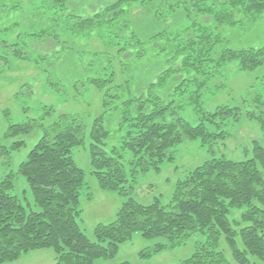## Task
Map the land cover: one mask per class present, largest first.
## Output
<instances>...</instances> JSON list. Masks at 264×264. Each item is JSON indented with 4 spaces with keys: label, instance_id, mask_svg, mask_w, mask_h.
<instances>
[{
    "label": "trees",
    "instance_id": "trees-1",
    "mask_svg": "<svg viewBox=\"0 0 264 264\" xmlns=\"http://www.w3.org/2000/svg\"><path fill=\"white\" fill-rule=\"evenodd\" d=\"M25 4L27 11L19 10L16 2H0V36L16 26L25 28L22 40L0 38V68L12 59H26L45 90H62L56 61L64 51L71 52L76 75L67 85L71 90L95 87L101 110L90 121L71 107L59 111L18 164L16 173L28 182L34 208L26 209L10 192L15 172L0 178V264L44 248L55 253L51 264H99L136 232L168 242L140 251L142 257L195 237V250L180 264H264V79L262 86L247 89L243 111L239 105L203 107L205 89L224 86L228 63L235 60L238 71L264 63V40L241 46L228 43L233 29L239 34L257 26L264 30V0ZM135 6L151 22L142 23ZM177 13L181 23L173 28L167 17ZM146 29L150 31L142 33ZM48 41L54 43L53 51L46 49ZM42 107L46 114L53 111L51 104ZM187 111L196 114V124L185 116ZM243 117L257 123L262 139L239 144L246 157L229 158L224 152ZM30 121L11 124L9 134L28 132ZM86 136L90 171L100 187L125 193L138 173L159 170L187 140L199 139L213 155L178 179L167 203L156 197L141 203L129 196L112 221L94 226L90 239L78 224L84 170L71 154ZM21 144L23 140L15 141L11 148ZM8 152L0 145V156ZM220 237L232 261L216 248Z\"/></svg>",
    "mask_w": 264,
    "mask_h": 264
},
{
    "label": "rangeland",
    "instance_id": "rangeland-1",
    "mask_svg": "<svg viewBox=\"0 0 264 264\" xmlns=\"http://www.w3.org/2000/svg\"><path fill=\"white\" fill-rule=\"evenodd\" d=\"M7 1L18 3L20 5L19 10L24 9L27 11L28 9L25 0ZM133 10L141 15V18H143L142 23H146V20L150 18L138 6H135ZM178 15V13L171 14L167 17V23L171 24L170 26L173 28H175L176 23H181L180 18L177 17ZM147 21V23L151 22L149 19ZM24 30L23 25L16 26V29L2 33L0 38H6L10 41L22 40ZM149 31L150 29L143 30L142 33L147 34ZM230 34L228 43L231 46H241L264 40V30L260 26L242 32V34L233 29ZM53 46L54 43L48 41L46 49L53 51ZM40 47L43 49V46ZM36 48L38 50L39 46ZM80 48L85 47L80 46ZM65 52H63V55H59L60 57L56 61L59 64L56 66L57 70L62 73V76L60 75L62 79L60 88L62 90H45L43 79H37L33 64L27 62L26 59H12L9 64L0 68V145L9 149L7 154L0 156V178L10 171L15 172L12 178L14 187L10 192L16 195L23 204H26V209H29L30 206L35 207L32 191L25 177L16 173V169L18 164L26 158L33 145L44 135L45 129L52 124L56 117L55 114L71 107L70 109L74 111L84 112L86 118L90 121L101 110V94L95 87L89 85L88 90H71L70 86L67 85L69 83L68 78L72 74L76 75V72L75 69L71 68L75 67L73 66V54ZM84 74L87 73H83L81 77ZM225 75L227 77L222 79L224 85L222 88L210 87L205 89L203 94V107L205 110H213L217 105L228 104L231 106L239 105L243 111L245 105L242 99L247 95V89L251 85L262 86L264 63L250 71H238L236 61L233 60L228 63V68L225 67ZM65 86L68 87L63 90ZM45 104L53 106V111H50L49 114L44 113L45 109L42 106ZM185 116L192 124L198 122V118L194 113L187 111ZM27 119H31L30 123L33 126L28 132H20L15 135L9 134L11 124L24 122ZM86 123L89 125L88 120H86ZM232 131L235 139L228 141L229 149L224 152L229 158L246 157L247 153L241 152L242 149H240L239 144L247 143L251 138L262 139L261 129L257 123L246 117H243L240 124L234 127ZM18 140H23V144L19 145L17 149H12V143ZM88 145L89 137L86 136L84 143L75 146L71 150V154L75 162L84 170V183L80 189L77 204L80 209L78 224L90 239L93 238L94 226L97 223L112 221L122 202L129 196L135 197L141 203H150L155 197L159 198L162 203H167L178 179L194 165L213 155L205 146L200 145L199 139L187 140L176 146L174 159L163 162L159 170L150 169L147 172L138 173L135 182H133V188L125 193L100 187L96 177L90 171ZM233 226L235 227L234 224ZM195 239L197 238L187 239L182 245L152 253L149 257H142L139 255L140 251L152 249L159 242H168L162 237L144 238L136 232L133 233L131 239L119 245L112 257L99 259L98 263L180 264L195 250ZM200 239H203V237ZM216 248L221 250L229 261L232 259L224 237L219 238ZM54 257L55 253L52 249L44 248L24 253L17 260L4 264H51L55 261Z\"/></svg>",
    "mask_w": 264,
    "mask_h": 264
}]
</instances>
